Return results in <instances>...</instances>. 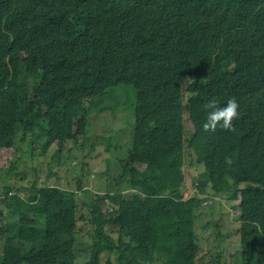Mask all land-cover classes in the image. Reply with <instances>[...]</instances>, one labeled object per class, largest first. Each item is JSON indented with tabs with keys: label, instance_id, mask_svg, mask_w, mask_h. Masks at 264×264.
I'll return each instance as SVG.
<instances>
[{
	"label": "trees",
	"instance_id": "trees-1",
	"mask_svg": "<svg viewBox=\"0 0 264 264\" xmlns=\"http://www.w3.org/2000/svg\"><path fill=\"white\" fill-rule=\"evenodd\" d=\"M122 93L131 141L104 137L114 190H80L96 217L82 264H216L197 259L196 217L217 195L239 224L237 264H264V0H0V152L42 129L59 157ZM226 98L232 129H202L207 101ZM186 152L199 168L187 198ZM49 191H2L0 264H77V209Z\"/></svg>",
	"mask_w": 264,
	"mask_h": 264
},
{
	"label": "rangeland",
	"instance_id": "rangeland-1",
	"mask_svg": "<svg viewBox=\"0 0 264 264\" xmlns=\"http://www.w3.org/2000/svg\"><path fill=\"white\" fill-rule=\"evenodd\" d=\"M132 98V95L130 97V94L122 93V105L116 113L105 112L93 120L91 139L86 140L81 136L66 142L59 157L55 144L48 145L50 142L42 129H36L30 144L28 137L25 143H20L21 149H16L14 153L0 152V194L4 189H10L12 193H19L21 196L34 190H39V194H47L51 193L49 190L58 188L70 195L66 197V202L77 209L73 246L77 264L86 262L90 257L96 222V217L88 216V210L81 207L82 201H88L90 195L81 193L80 190L84 188L93 193L105 194L109 189L116 188L115 179L118 178L119 168L115 156L119 150L117 147L114 151L107 152L104 137L116 136L115 141L119 146L131 141L129 135L133 128ZM83 165H87V169ZM184 172L187 176L184 183V194H187V198L193 194L194 179L199 176V168L187 152ZM117 187L116 190L130 196L128 185L122 183ZM210 204V208L196 217L199 245L197 259L211 256L216 264H237L239 224L234 209L226 195L212 197ZM1 253L0 243V259ZM106 260L107 257L101 256L100 264H104ZM111 263L116 264L114 258H111Z\"/></svg>",
	"mask_w": 264,
	"mask_h": 264
},
{
	"label": "clouds",
	"instance_id": "clouds-1",
	"mask_svg": "<svg viewBox=\"0 0 264 264\" xmlns=\"http://www.w3.org/2000/svg\"><path fill=\"white\" fill-rule=\"evenodd\" d=\"M238 107L235 98H226L223 104H219L215 99H209L205 105L206 118L201 122V128L211 131L220 127L230 131L232 121L239 115Z\"/></svg>",
	"mask_w": 264,
	"mask_h": 264
},
{
	"label": "bare ground",
	"instance_id": "bare-ground-1",
	"mask_svg": "<svg viewBox=\"0 0 264 264\" xmlns=\"http://www.w3.org/2000/svg\"><path fill=\"white\" fill-rule=\"evenodd\" d=\"M100 256H102V255H100Z\"/></svg>",
	"mask_w": 264,
	"mask_h": 264
}]
</instances>
